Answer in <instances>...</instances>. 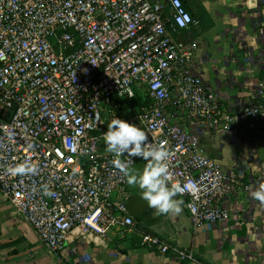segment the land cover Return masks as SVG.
Masks as SVG:
<instances>
[{"label": "built area", "instance_id": "2783aa9c", "mask_svg": "<svg viewBox=\"0 0 264 264\" xmlns=\"http://www.w3.org/2000/svg\"><path fill=\"white\" fill-rule=\"evenodd\" d=\"M195 24L183 0H0V191L52 253L79 227L99 236L136 227L124 169L143 159L106 150L116 117L170 151L169 186H187L180 196L195 227L232 218L235 180L200 151L201 131L234 118L264 133V81L226 117L195 72L197 44L172 35ZM21 164L34 171L12 175ZM141 243L179 264H208L152 233Z\"/></svg>", "mask_w": 264, "mask_h": 264}, {"label": "crops", "instance_id": "0c3cea01", "mask_svg": "<svg viewBox=\"0 0 264 264\" xmlns=\"http://www.w3.org/2000/svg\"><path fill=\"white\" fill-rule=\"evenodd\" d=\"M183 1L199 23L172 35L197 44L195 72L219 94L225 116L233 118L264 81V0ZM200 151L235 180L228 222L208 230L195 227L180 195L178 214H157L147 201L136 200L135 228L111 227L99 236L79 227L54 254L0 191V264H179L143 246L144 232L192 249L208 264H264V133L252 121L233 118L217 130L203 127Z\"/></svg>", "mask_w": 264, "mask_h": 264}, {"label": "clouds", "instance_id": "9594fccd", "mask_svg": "<svg viewBox=\"0 0 264 264\" xmlns=\"http://www.w3.org/2000/svg\"><path fill=\"white\" fill-rule=\"evenodd\" d=\"M106 150L117 158L124 156L131 160L132 157H140L146 161L142 171H133L132 168L124 169L128 176V183L141 190L142 199L147 201L148 206L157 214L180 213L183 200L177 199L183 195L187 186H182L179 181L171 183L168 173L167 161L170 151L163 145L150 146L147 133L136 124L130 123L118 117L107 124L104 132ZM132 161V160H131ZM120 167V161H116ZM34 169L21 164L10 170L12 175L25 174Z\"/></svg>", "mask_w": 264, "mask_h": 264}, {"label": "water", "instance_id": "95a60500", "mask_svg": "<svg viewBox=\"0 0 264 264\" xmlns=\"http://www.w3.org/2000/svg\"><path fill=\"white\" fill-rule=\"evenodd\" d=\"M145 164H146V162L143 161V160H136L133 163V165L131 166V168H132L133 171H142L144 166H145ZM131 186H132V189H133V195H132V198L129 201L128 207H129L130 210L133 211V203L136 200L142 201L144 199H142L141 190L136 188L134 185H131Z\"/></svg>", "mask_w": 264, "mask_h": 264}, {"label": "rangeland", "instance_id": "374dc122", "mask_svg": "<svg viewBox=\"0 0 264 264\" xmlns=\"http://www.w3.org/2000/svg\"><path fill=\"white\" fill-rule=\"evenodd\" d=\"M144 95H143V92H142V90L141 91H139L138 92V95H137V103H142V101H143V97ZM132 105V107H134L135 105H136V102H134V101H132V102H130Z\"/></svg>", "mask_w": 264, "mask_h": 264}, {"label": "trees", "instance_id": "16d2710c", "mask_svg": "<svg viewBox=\"0 0 264 264\" xmlns=\"http://www.w3.org/2000/svg\"><path fill=\"white\" fill-rule=\"evenodd\" d=\"M186 5V4H185ZM187 7V6H186ZM188 8V7H187ZM188 10H189V8H188ZM190 11V10H189ZM191 12V11H190ZM192 13V12H191ZM193 15V14H192ZM194 16V15H193ZM199 23V22H198Z\"/></svg>", "mask_w": 264, "mask_h": 264}]
</instances>
